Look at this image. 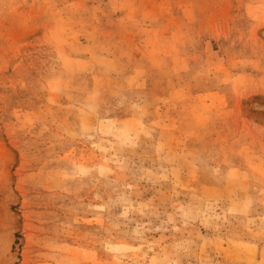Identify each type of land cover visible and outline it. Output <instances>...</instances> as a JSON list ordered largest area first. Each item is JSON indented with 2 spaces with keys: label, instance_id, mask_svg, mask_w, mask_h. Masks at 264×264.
I'll return each mask as SVG.
<instances>
[{
  "label": "rangeland",
  "instance_id": "obj_1",
  "mask_svg": "<svg viewBox=\"0 0 264 264\" xmlns=\"http://www.w3.org/2000/svg\"><path fill=\"white\" fill-rule=\"evenodd\" d=\"M0 264H264V0H0Z\"/></svg>",
  "mask_w": 264,
  "mask_h": 264
}]
</instances>
